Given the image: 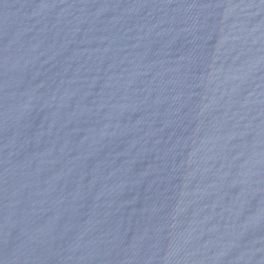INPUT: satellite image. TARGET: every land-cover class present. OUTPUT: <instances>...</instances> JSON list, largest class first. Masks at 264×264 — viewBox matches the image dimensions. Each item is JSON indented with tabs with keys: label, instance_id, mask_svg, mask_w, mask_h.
<instances>
[{
	"label": "water",
	"instance_id": "95a60500",
	"mask_svg": "<svg viewBox=\"0 0 264 264\" xmlns=\"http://www.w3.org/2000/svg\"><path fill=\"white\" fill-rule=\"evenodd\" d=\"M0 264H264V0H0Z\"/></svg>",
	"mask_w": 264,
	"mask_h": 264
}]
</instances>
